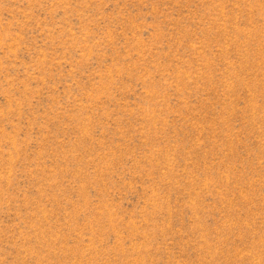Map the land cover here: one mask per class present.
<instances>
[{
	"label": "rangeland",
	"instance_id": "374dc122",
	"mask_svg": "<svg viewBox=\"0 0 264 264\" xmlns=\"http://www.w3.org/2000/svg\"><path fill=\"white\" fill-rule=\"evenodd\" d=\"M0 264H264V0H0Z\"/></svg>",
	"mask_w": 264,
	"mask_h": 264
}]
</instances>
